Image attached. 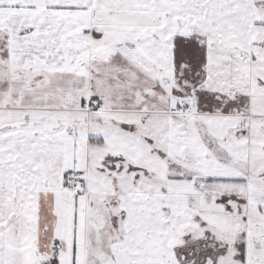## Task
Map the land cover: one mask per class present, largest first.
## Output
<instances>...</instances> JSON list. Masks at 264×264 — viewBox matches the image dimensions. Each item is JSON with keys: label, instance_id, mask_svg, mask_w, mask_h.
<instances>
[{"label": "snow or ice", "instance_id": "1", "mask_svg": "<svg viewBox=\"0 0 264 264\" xmlns=\"http://www.w3.org/2000/svg\"><path fill=\"white\" fill-rule=\"evenodd\" d=\"M0 264H264V0H0Z\"/></svg>", "mask_w": 264, "mask_h": 264}]
</instances>
